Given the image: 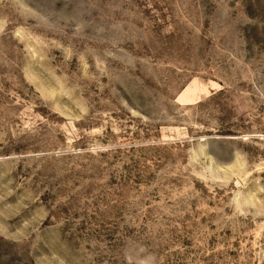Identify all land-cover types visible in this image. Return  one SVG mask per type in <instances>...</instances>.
Returning a JSON list of instances; mask_svg holds the SVG:
<instances>
[{
    "label": "rangeland",
    "instance_id": "374dc122",
    "mask_svg": "<svg viewBox=\"0 0 264 264\" xmlns=\"http://www.w3.org/2000/svg\"><path fill=\"white\" fill-rule=\"evenodd\" d=\"M0 264H264V0H0Z\"/></svg>",
    "mask_w": 264,
    "mask_h": 264
}]
</instances>
